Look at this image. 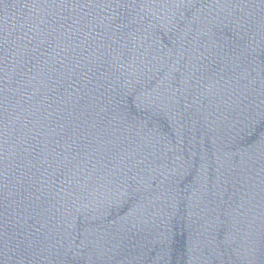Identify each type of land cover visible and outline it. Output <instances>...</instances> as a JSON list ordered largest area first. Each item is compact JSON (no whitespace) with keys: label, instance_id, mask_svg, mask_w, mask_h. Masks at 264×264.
Instances as JSON below:
<instances>
[{"label":"water","instance_id":"1","mask_svg":"<svg viewBox=\"0 0 264 264\" xmlns=\"http://www.w3.org/2000/svg\"><path fill=\"white\" fill-rule=\"evenodd\" d=\"M0 264H264V0H0Z\"/></svg>","mask_w":264,"mask_h":264}]
</instances>
